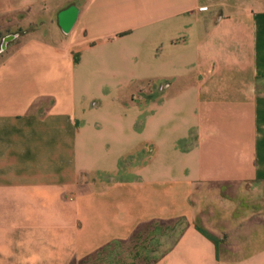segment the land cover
<instances>
[{"label": "crops", "instance_id": "0c3cea01", "mask_svg": "<svg viewBox=\"0 0 264 264\" xmlns=\"http://www.w3.org/2000/svg\"><path fill=\"white\" fill-rule=\"evenodd\" d=\"M13 14L31 28L0 60V264L110 259L144 232L151 264H264V0H0ZM212 186L225 241L199 223Z\"/></svg>", "mask_w": 264, "mask_h": 264}, {"label": "rangeland", "instance_id": "374dc122", "mask_svg": "<svg viewBox=\"0 0 264 264\" xmlns=\"http://www.w3.org/2000/svg\"><path fill=\"white\" fill-rule=\"evenodd\" d=\"M24 22V16L22 15L13 14L0 17V36L2 37L0 39V60L2 56H4V51L1 49L4 39L8 36L14 35V40L16 41L19 39V36L31 28L25 26ZM198 195L199 194L195 197V206L199 212H201L199 223L202 225L206 224V227H208L211 232L218 234V237L210 235L211 237H215L217 239L223 238L222 241H225L228 238V235H223L221 233L224 231V228L225 230L228 229L230 222V203L225 201L226 197L229 198L226 195V191H222L220 188L212 186L207 188L206 192L202 193L199 198ZM251 206L253 205L250 204V207ZM252 209H257V207H253ZM185 225V221L175 222L168 225V228H174V240L179 237V232L185 228ZM149 238L147 232H144V234L139 238L140 240H135L132 242V245H125L122 249L114 251L110 255V259H108L107 254L102 256L99 254L89 258L82 264H151L159 256L160 250L159 246L154 242L151 246L147 245L149 243ZM158 241L161 242V236L158 237ZM135 243L142 244L143 249L150 248V250L148 252L145 250L142 252L133 251L132 248Z\"/></svg>", "mask_w": 264, "mask_h": 264}, {"label": "water", "instance_id": "95a60500", "mask_svg": "<svg viewBox=\"0 0 264 264\" xmlns=\"http://www.w3.org/2000/svg\"><path fill=\"white\" fill-rule=\"evenodd\" d=\"M78 15L79 11L75 7L64 10L59 14V25L64 32L68 33L73 28L75 22L77 21ZM14 39L15 36L6 37L1 47L2 51H5L7 45Z\"/></svg>", "mask_w": 264, "mask_h": 264}, {"label": "trees", "instance_id": "16d2710c", "mask_svg": "<svg viewBox=\"0 0 264 264\" xmlns=\"http://www.w3.org/2000/svg\"><path fill=\"white\" fill-rule=\"evenodd\" d=\"M2 37L0 36V39H1ZM2 47V46H1ZM211 237V236H210Z\"/></svg>", "mask_w": 264, "mask_h": 264}]
</instances>
